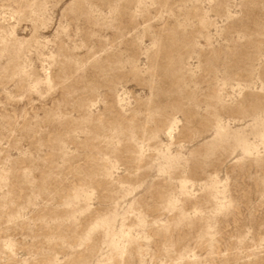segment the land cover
I'll use <instances>...</instances> for the list:
<instances>
[{"label": "rangeland", "instance_id": "374dc122", "mask_svg": "<svg viewBox=\"0 0 264 264\" xmlns=\"http://www.w3.org/2000/svg\"><path fill=\"white\" fill-rule=\"evenodd\" d=\"M0 264H264V0H0Z\"/></svg>", "mask_w": 264, "mask_h": 264}]
</instances>
